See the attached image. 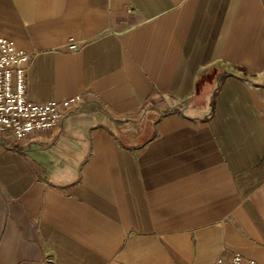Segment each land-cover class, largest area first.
I'll use <instances>...</instances> for the list:
<instances>
[{
  "label": "crops",
  "instance_id": "1",
  "mask_svg": "<svg viewBox=\"0 0 264 264\" xmlns=\"http://www.w3.org/2000/svg\"><path fill=\"white\" fill-rule=\"evenodd\" d=\"M0 35L82 96L0 133V264H264V0H0Z\"/></svg>",
  "mask_w": 264,
  "mask_h": 264
},
{
  "label": "built area",
  "instance_id": "2",
  "mask_svg": "<svg viewBox=\"0 0 264 264\" xmlns=\"http://www.w3.org/2000/svg\"><path fill=\"white\" fill-rule=\"evenodd\" d=\"M75 47V44H72ZM32 54L19 48L15 41L0 35V133L26 139L43 130L62 127L67 111L78 104L81 94L63 100L32 101L27 97V69ZM215 264H261L236 253L220 256Z\"/></svg>",
  "mask_w": 264,
  "mask_h": 264
}]
</instances>
